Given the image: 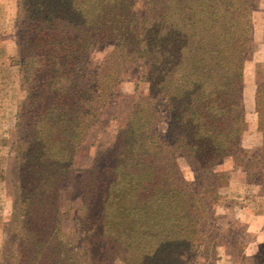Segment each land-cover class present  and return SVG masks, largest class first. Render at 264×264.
<instances>
[{"label":"trees","instance_id":"1","mask_svg":"<svg viewBox=\"0 0 264 264\" xmlns=\"http://www.w3.org/2000/svg\"><path fill=\"white\" fill-rule=\"evenodd\" d=\"M259 3L17 0L15 64L25 95L13 148V213L21 210V219L7 241L11 264H100L98 238L143 252L147 263L171 254L182 264L204 251L207 232L217 238L213 205L230 176L264 182V73L255 92L263 142L241 146L244 67ZM108 43L94 64L92 53ZM127 61L140 62L150 91L135 98L104 161L77 178L76 152L118 92ZM227 161L230 170L221 168ZM71 182L82 203L74 218L85 227L82 254L59 239L66 235L61 192L69 201ZM256 258L264 264V244Z\"/></svg>","mask_w":264,"mask_h":264},{"label":"rangeland","instance_id":"2","mask_svg":"<svg viewBox=\"0 0 264 264\" xmlns=\"http://www.w3.org/2000/svg\"><path fill=\"white\" fill-rule=\"evenodd\" d=\"M16 11L17 0H0V30H4L6 38L4 53H9L11 45L15 49L13 56L4 57V64L10 66L8 71L2 72V67H0V264H11L6 257L10 250L7 241L11 238L9 234L13 231L16 232L17 227L20 228L21 219L19 217L21 210H18L16 215L13 213V192L15 185H18L17 159L13 153V148L19 104L25 95L20 82L21 69L19 65L15 64L17 56L14 28ZM253 27L254 40L250 47L251 56L246 59L244 67V103L246 119L249 121L257 116L255 113L256 83L261 74L264 73V0H260L258 9L253 12ZM111 48L112 45L108 43L95 50L92 53V62L96 65L100 64ZM11 66H14V71H11ZM121 70L123 79L120 82L118 92L115 97L109 100L99 121L76 152L74 166L77 178L104 161L117 139L121 125L124 124L132 110L135 98L146 95L150 91V82L142 77L143 71L140 62L127 61L123 63ZM17 97L19 101L16 108L15 99ZM166 125L164 120L161 123V129L165 130ZM250 134L252 136H249V142H252L255 138V128H251ZM179 164L186 179L192 180L193 172L187 162L183 158H179ZM231 167V161H227L221 166V168L229 170ZM237 172L230 176V181H236L233 182L231 189L225 188L230 182L222 187L213 205V217L216 218L219 227V231H215L217 238H212L207 232L208 237L205 238L204 247H201L204 251L200 250L183 256L182 264L258 263L256 254L260 245L264 244V198L262 197L264 195V182L261 184L246 182L244 184L242 175ZM257 186L260 191L257 190ZM66 188L70 191L69 201L64 192H61L63 197L61 208L64 211L62 223L66 235L59 239L63 243L70 242V247L73 245L80 246L82 249H79V254H82L87 246L83 238L85 227L81 221L74 219L79 215L77 209L82 203L74 188V182H71ZM19 191L20 186L16 188V192ZM204 229L208 230V227L205 226ZM59 239L52 238L53 241L58 242ZM121 239L118 238L117 241ZM96 242L101 244L102 249L101 252L97 251L95 254L104 253L100 257V264L175 263L171 254L165 258H153L150 263H147L149 256L143 255L141 251L131 250L112 238H98ZM72 248L74 251L77 250L75 247ZM171 253L177 256L173 250Z\"/></svg>","mask_w":264,"mask_h":264},{"label":"crops","instance_id":"3","mask_svg":"<svg viewBox=\"0 0 264 264\" xmlns=\"http://www.w3.org/2000/svg\"><path fill=\"white\" fill-rule=\"evenodd\" d=\"M7 34H8V32H7ZM4 38H5L4 30H0V67H2L1 68L2 72L8 71V67H10L7 64H4V60H5L4 57L8 58L9 56H13L14 52H15V49L12 48V45H11V49L9 48V53L8 52L4 53V47H5L4 42L6 40V38L5 39ZM16 51H17V48H16ZM250 56H251V52H249V54L247 55V59H249L248 57H250ZM259 61H262V60H259ZM11 67H12L11 71H14L13 70L14 66H11ZM13 80H14V77H13ZM15 80H16V78H15ZM15 85H16V83H15ZM256 85H257V83H256ZM18 101H19V99L17 97V99H15V103H16L15 107L16 108L18 106ZM16 108H15V111H16ZM255 113L257 114L256 110H255ZM247 122H248V129L243 134V137L241 139V146L244 148H257L263 142V136H262L261 132L259 131L258 114H257V116H255L254 119H252L251 121L247 120ZM252 127H253V129L255 128V135H254L255 138H254V141L249 142V139H250L249 136H252L250 134V130ZM233 182H236V181H230L229 185H227L225 188L231 189ZM243 183L246 184L245 181H243ZM257 190L260 191V188H258V186H257ZM262 197L264 198V195Z\"/></svg>","mask_w":264,"mask_h":264}]
</instances>
